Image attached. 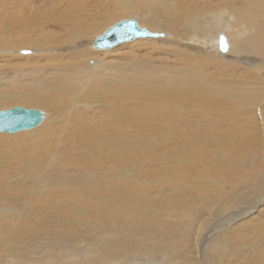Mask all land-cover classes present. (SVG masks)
<instances>
[{
  "label": "bare ground",
  "instance_id": "obj_1",
  "mask_svg": "<svg viewBox=\"0 0 264 264\" xmlns=\"http://www.w3.org/2000/svg\"><path fill=\"white\" fill-rule=\"evenodd\" d=\"M18 105L0 264H264V0H0Z\"/></svg>",
  "mask_w": 264,
  "mask_h": 264
},
{
  "label": "water",
  "instance_id": "obj_2",
  "mask_svg": "<svg viewBox=\"0 0 264 264\" xmlns=\"http://www.w3.org/2000/svg\"><path fill=\"white\" fill-rule=\"evenodd\" d=\"M129 24V22L127 23ZM129 30L133 34H139L142 33L143 35H147L148 33L143 31L141 27H136L135 23L132 22L129 24ZM146 30V29H144ZM139 32V33H138ZM117 31L114 29L113 33H111L109 36V39L106 42H103L102 44L106 43V46L110 43H113V38L117 35L115 34ZM225 37H222V48L227 49V45L225 43ZM43 118V111L39 109H28L23 106H17L10 109H5L0 111V131L4 132H17L22 129L30 128L38 123Z\"/></svg>",
  "mask_w": 264,
  "mask_h": 264
},
{
  "label": "rangeland",
  "instance_id": "obj_3",
  "mask_svg": "<svg viewBox=\"0 0 264 264\" xmlns=\"http://www.w3.org/2000/svg\"><path fill=\"white\" fill-rule=\"evenodd\" d=\"M105 34V33H104ZM102 36V35H101ZM167 37V35L166 36H163V38H166ZM93 47V46H92ZM94 48V47H93ZM113 48H114V46H113ZM95 49H97V48H95ZM118 51V50H117ZM116 51V52H117ZM220 51V50H219ZM110 53V52H109ZM111 53H113V51H111ZM18 106H23V105H18ZM25 107V106H24ZM39 107V106H38ZM11 108V107H10ZM26 108H28V107H26ZM32 108V107H31ZM35 108V107H34ZM6 109H8V108H6ZM38 109H40L41 110V108H38ZM4 110V109H3Z\"/></svg>",
  "mask_w": 264,
  "mask_h": 264
}]
</instances>
